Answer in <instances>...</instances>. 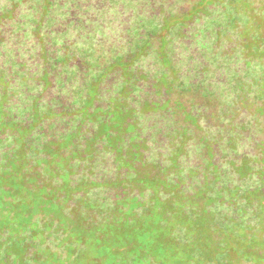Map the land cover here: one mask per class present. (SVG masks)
<instances>
[{"label": "rangeland", "instance_id": "374dc122", "mask_svg": "<svg viewBox=\"0 0 264 264\" xmlns=\"http://www.w3.org/2000/svg\"><path fill=\"white\" fill-rule=\"evenodd\" d=\"M139 2L115 0L133 14V42L119 49L115 44L107 46L106 33L95 30L97 27L86 16L80 18L84 24L79 23L81 15L77 14L75 0H0V145L5 151L0 152V264H75L68 256L79 253L85 264H124L115 256L139 254L140 242L150 251L162 253L160 264L173 263L171 244L150 235L170 234L151 225L185 216L168 199L155 191L143 199L145 206L118 200L123 209L110 212L111 222L105 220L109 224L102 228V214L98 213L99 221L96 215L77 209L82 206L90 210L91 204L82 198L83 189L73 187L72 182L75 177L77 182L82 179L85 170L79 165H87L82 158H89L93 145L103 151L112 147L118 162L141 161L135 142L144 141L141 137L146 132V120L137 115L135 104L145 105L143 113L151 106L136 98L137 76L144 79L147 64L153 62L157 79L175 85L171 79L179 78L181 72L173 69L174 57L180 59L175 49L178 47L185 56L178 67L190 60L179 37L183 29L192 28L189 25L194 20L196 24L214 22L216 28L204 31L202 40L208 53L212 51L214 61L234 60V46L246 48L248 55L256 59L262 58L264 0H176L162 9L158 1L154 5L152 1L148 5L159 9L155 16L142 13ZM65 77L73 86L70 88L81 95L80 103L73 107L49 96L53 80ZM259 84L264 90V75ZM115 89L117 94L111 96ZM161 96L157 93L155 97ZM104 100L109 108L104 107ZM47 104L48 110L43 111ZM253 110L258 111L264 136V98L259 105L254 104ZM65 116L73 118L65 136L46 139ZM45 166L46 174H39ZM72 177L68 182L59 181ZM93 186L97 187L95 183ZM70 191L72 196L67 193ZM135 206L146 208L139 212ZM60 207L62 213L57 212ZM65 207L71 210L66 213ZM257 222L256 233L237 228L236 233L219 230L210 234L207 226L200 225L195 240L203 250L196 254L201 259L197 264H264V217ZM70 230L83 236L78 247L76 241V245L67 242ZM46 231L52 232L53 240L40 235ZM124 235L127 240L123 250L120 247L116 251L112 245L118 246ZM212 236L224 250L215 241L207 244ZM28 253L30 256H26Z\"/></svg>", "mask_w": 264, "mask_h": 264}, {"label": "trees", "instance_id": "16d2710c", "mask_svg": "<svg viewBox=\"0 0 264 264\" xmlns=\"http://www.w3.org/2000/svg\"><path fill=\"white\" fill-rule=\"evenodd\" d=\"M75 1L77 14L81 15L78 20L86 16L97 27L95 30L104 31L109 39L107 46L115 44L116 48L122 49L132 44V12L125 11L115 0ZM155 1L159 2L161 9L176 2L140 0L141 12L155 16L159 9L148 5L150 2L152 5L156 4ZM208 16L210 15L206 17ZM79 23L84 24V21ZM189 26L193 29H183L179 41L187 48L186 54H189L190 60L185 59L178 67L179 60L185 56L176 47L175 52L180 59L176 61L174 57L173 69L181 72L179 78L171 79L176 81L175 85L169 86L165 82V86L157 79V69L152 67L153 62L146 66L150 70L146 69L145 81H141L144 79L136 74L138 82L135 87L139 90L136 98H142L143 104L149 103L151 106L143 113L145 105L142 107L135 104L137 115L146 120V132H142L141 137L144 141L135 142V146L139 147L141 161L118 162L112 147L103 151L96 150L93 145L89 149V158L81 157L87 162V165H79L85 170L82 179L77 182L78 178L75 177L72 182L73 187L83 189V192L79 191L82 198L91 204L90 210L82 206L77 209L84 210L88 215H96L99 221L101 215L98 213L102 214V228L111 222L110 212L123 209V204L118 205L119 201L131 200L130 203L144 205L143 199L155 191L161 198L168 199L173 208H179L185 216L172 222L160 221L151 225L170 233L150 235L154 239L160 238L165 244H171L169 255L172 264H179L182 259L180 264L200 262L201 259L196 254H202L203 247L195 240V234H200V225L207 226L210 234L219 230L236 233L237 228L242 232L252 229V233H256L257 221L264 217V136L258 122V111L253 110L254 104L259 105L264 98V90L259 84L264 75V56L256 59L253 55H248L246 48L234 46V60L226 61L222 58L214 61L212 51L208 53L202 42L204 31H214L216 28L214 22L209 25L196 24L194 20ZM262 48L259 46V49ZM195 74L198 75L197 78ZM70 86L72 84L66 77L53 80L49 96L57 98L65 106L73 107L80 103L81 95ZM117 91L115 89L111 96H115ZM157 93L162 96L155 97ZM155 99H158L156 106L153 105ZM103 105L105 108L110 107L105 100ZM42 110H48V104ZM60 120L61 124H57V129L45 136L46 139L65 136L73 118L65 116ZM1 151L5 152L0 145ZM40 170L39 174H44L48 171V166L41 167ZM73 178L59 181L68 182ZM94 183L96 188L92 187ZM58 193L60 198V192L57 191ZM61 193L65 195L62 188ZM67 193L72 196L71 191ZM144 206L133 208L140 212ZM62 208L57 212L62 213ZM64 210L67 213L71 208L65 207ZM57 225H60L59 222ZM62 232L65 234V229ZM72 232L70 230L66 234L69 235L67 242L75 244L73 242L76 241L78 247L83 236ZM40 235L47 241L54 238L50 231ZM209 238L211 239L206 240L207 244L215 241L224 250L222 243L215 237ZM126 240L127 236L124 235L118 246H112L118 251L120 247L123 248ZM138 248L140 253L137 255L118 253L115 259L124 264H160L162 253L159 250L150 251L142 242L138 244ZM81 254L68 257L73 258L75 264H82ZM220 254L223 252L220 251ZM104 256L105 253H102V261L105 260ZM94 260L97 262V258Z\"/></svg>", "mask_w": 264, "mask_h": 264}]
</instances>
